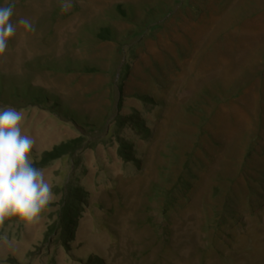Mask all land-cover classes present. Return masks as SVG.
Returning <instances> with one entry per match:
<instances>
[{
  "label": "rangeland",
  "instance_id": "374dc122",
  "mask_svg": "<svg viewBox=\"0 0 264 264\" xmlns=\"http://www.w3.org/2000/svg\"><path fill=\"white\" fill-rule=\"evenodd\" d=\"M8 5L14 24L27 18L34 30L17 24L0 57V108L24 111L34 161L85 121L98 135L111 127L123 63L120 113L141 111L152 137L122 133L136 165L111 138L75 169L69 159L43 168L51 204L69 176L88 193L70 252L41 244L51 206L37 223L0 225V264H264V0H0ZM101 27L112 40L96 38Z\"/></svg>",
  "mask_w": 264,
  "mask_h": 264
},
{
  "label": "trees",
  "instance_id": "16d2710c",
  "mask_svg": "<svg viewBox=\"0 0 264 264\" xmlns=\"http://www.w3.org/2000/svg\"><path fill=\"white\" fill-rule=\"evenodd\" d=\"M121 15H125V11L119 6L116 7ZM96 38L103 41H110L111 33L108 27H101L96 33ZM95 69H90L89 72H94ZM128 65L123 63L112 81L118 91V99L116 101V114L111 118L112 125L106 129L103 135H98L97 128L87 123V121L77 125L78 134L75 137L62 141L53 145L49 150H45L40 154L38 161H34V166L43 169L55 161L69 159L72 164V169L79 165V155L87 149H95L98 145H104L110 142L111 138L117 143L116 154L125 163L136 165L139 162L135 140L146 142L152 137V131L146 124L141 111L132 109L128 114L120 113L122 108V91L123 83L127 76ZM138 99L144 106L153 107L157 105L155 101L147 96H140ZM30 106H41L52 110L56 105L47 107L43 101L33 98L29 101ZM72 122L76 123L73 119ZM128 131L134 139L124 137L122 133ZM94 133V134H92ZM61 197L57 203L50 204L56 209L52 211L54 219H51L47 229L43 235L41 244L60 246L66 253L70 252V243L73 240L74 232L77 228L78 221L88 197V193L72 178L67 177L65 184L59 188ZM52 217V216H51ZM20 222L15 217L7 218L2 225L9 223ZM38 250V249H37ZM34 254V253H30ZM6 262L17 264L15 260L7 259ZM84 264H104L100 258L95 255H90L84 261Z\"/></svg>",
  "mask_w": 264,
  "mask_h": 264
},
{
  "label": "clouds",
  "instance_id": "9594fccd",
  "mask_svg": "<svg viewBox=\"0 0 264 264\" xmlns=\"http://www.w3.org/2000/svg\"><path fill=\"white\" fill-rule=\"evenodd\" d=\"M14 5L0 7V57H5L17 27L34 30L32 22L21 17L13 23ZM23 110L0 108V225L7 218L34 224L49 210L54 200L52 185L42 169L34 166V139L24 134Z\"/></svg>",
  "mask_w": 264,
  "mask_h": 264
}]
</instances>
